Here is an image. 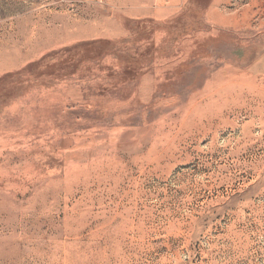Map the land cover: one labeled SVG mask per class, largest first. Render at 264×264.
<instances>
[{
  "label": "rangeland",
  "instance_id": "obj_1",
  "mask_svg": "<svg viewBox=\"0 0 264 264\" xmlns=\"http://www.w3.org/2000/svg\"><path fill=\"white\" fill-rule=\"evenodd\" d=\"M0 264H264V0H0Z\"/></svg>",
  "mask_w": 264,
  "mask_h": 264
}]
</instances>
